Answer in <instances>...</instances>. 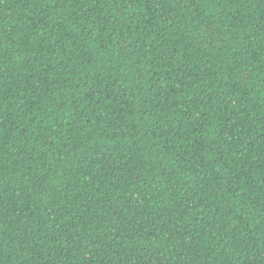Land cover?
Segmentation results:
<instances>
[{
  "label": "trees",
  "instance_id": "obj_1",
  "mask_svg": "<svg viewBox=\"0 0 264 264\" xmlns=\"http://www.w3.org/2000/svg\"><path fill=\"white\" fill-rule=\"evenodd\" d=\"M0 264H264V0H0Z\"/></svg>",
  "mask_w": 264,
  "mask_h": 264
}]
</instances>
